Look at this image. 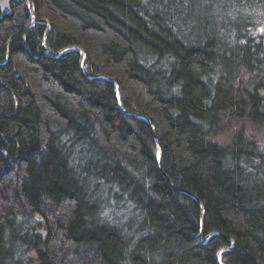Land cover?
<instances>
[{"label": "trees", "instance_id": "obj_1", "mask_svg": "<svg viewBox=\"0 0 264 264\" xmlns=\"http://www.w3.org/2000/svg\"><path fill=\"white\" fill-rule=\"evenodd\" d=\"M0 264H264V0L0 7Z\"/></svg>", "mask_w": 264, "mask_h": 264}, {"label": "water", "instance_id": "obj_2", "mask_svg": "<svg viewBox=\"0 0 264 264\" xmlns=\"http://www.w3.org/2000/svg\"><path fill=\"white\" fill-rule=\"evenodd\" d=\"M11 1L12 0H5V1H2V2H0V7L2 8V10H4V11H7L8 9H9V5H10V3H11ZM25 2L27 3V0H25ZM43 24V23H42ZM68 50H70V49H68ZM74 50H76V49H74ZM81 57H82V59H83V54L81 53ZM94 78H97V77H94ZM100 78V77H99ZM107 79V78H106ZM108 80V79H107ZM149 124V123H148ZM150 125V124H149ZM150 128H151V131L152 132H154V130H153V128L150 126ZM42 235L43 236H45V232L43 231L42 232Z\"/></svg>", "mask_w": 264, "mask_h": 264}]
</instances>
